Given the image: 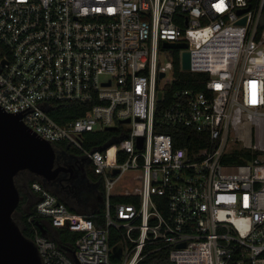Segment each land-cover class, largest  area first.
Returning <instances> with one entry per match:
<instances>
[{
	"label": "built area",
	"instance_id": "built-area-1",
	"mask_svg": "<svg viewBox=\"0 0 264 264\" xmlns=\"http://www.w3.org/2000/svg\"><path fill=\"white\" fill-rule=\"evenodd\" d=\"M164 42L186 47L161 62ZM175 52L179 72L204 87L173 90L165 105L185 81ZM0 85L7 112L30 107L24 124L72 146L104 187L100 227L32 183L27 221L42 264H110L111 229L123 231L122 264L153 243L174 264H264V0H0ZM65 103L89 109L60 123L51 112ZM169 126L198 135L178 146L184 134L155 131ZM101 132L113 135L88 148L87 134ZM237 148L260 153L225 162ZM51 228L80 236L66 248Z\"/></svg>",
	"mask_w": 264,
	"mask_h": 264
},
{
	"label": "water",
	"instance_id": "water-1",
	"mask_svg": "<svg viewBox=\"0 0 264 264\" xmlns=\"http://www.w3.org/2000/svg\"><path fill=\"white\" fill-rule=\"evenodd\" d=\"M244 22L245 19L240 21ZM164 47L185 48L186 44L164 42ZM182 67L185 70L190 68L188 51L183 53ZM163 75L161 73L160 77ZM28 108L30 107L10 113L0 105V264H42L35 245L24 236L13 219V213L17 210L21 197L14 179L20 171L27 170L50 181L59 172V169L53 168L55 160L53 145L22 121V117L28 112L24 115L21 112ZM31 111L34 110L29 112ZM125 122H129V119ZM142 141L143 138H138L140 148ZM114 142L117 141H111L105 147ZM38 225L41 232L45 233L43 226L39 223ZM113 255L121 257L120 245L113 246Z\"/></svg>",
	"mask_w": 264,
	"mask_h": 264
},
{
	"label": "trees",
	"instance_id": "trees-1",
	"mask_svg": "<svg viewBox=\"0 0 264 264\" xmlns=\"http://www.w3.org/2000/svg\"><path fill=\"white\" fill-rule=\"evenodd\" d=\"M175 53H176V58H175L174 68L177 71L179 77H181L185 81H180V82L176 81L167 88V92L165 93V96H166L165 105L171 102L172 100L171 93L173 90L180 89V88H194L195 90H202L204 87L202 84H194V85L191 84L190 83V80L192 77L191 74L179 72V68H180L179 56H178V52H175ZM161 107L163 106L160 105L159 109H161ZM88 109H89L88 105L79 104V103L56 104L54 109L51 112V116L55 118L58 122L63 123L66 120H72L78 116L83 115ZM155 131L170 133L176 136V139L178 138V135L184 134L183 140L180 142L177 141L178 146H184L187 143H190L192 138L198 135L196 132L192 130L184 129L182 127H173V126L164 127V128H161L160 130H155ZM112 135L113 133L111 132L89 133L86 136L85 145L88 148H92L96 145L100 146L104 142L108 141ZM54 145H65V143L58 142V143H55ZM259 153L260 152H257V151L254 152L247 148H237L231 153L230 156L226 157L224 161L228 163H232V164H246V163L251 162ZM21 172L23 171H20L18 174H20ZM90 176H91V179L93 178L94 180L93 184L96 185V183L99 181V176L94 173L92 168L90 170ZM35 181L37 180L36 179L29 180L28 184L30 188L32 187V183H34ZM96 187L101 192V198L103 199V193H104L103 184L101 182L97 183ZM45 188L49 190L51 193L55 194L68 207H71V206L67 203V201H71V202L75 201V198H74L75 192H71L69 193V195H65L62 192L55 190L48 185H45ZM19 193H20V196H22L20 190H19ZM37 201L32 206L31 212L33 211V207L35 206ZM95 202L97 204L94 205V207L89 213H82V212L81 213L86 214V215H92V218L95 219L97 226L104 227L105 224H104V219H103V213H104L103 203H99V200H95ZM19 204H21V202ZM71 210L73 212L77 211L72 207H71ZM29 214L30 213H26V212L21 213V219H20L21 224L19 225V227L21 231L23 232L24 236L30 240L31 239L30 224L27 221ZM22 226H24V228ZM121 232L115 229H111L110 243L112 246H115L120 243ZM133 234L134 236L137 237L138 232L135 231ZM79 236H80V233L70 231L68 228L57 229V240L59 241L61 246L66 247V248L73 246L76 240L79 238ZM110 264H122V261L120 258L116 257L115 255H112ZM137 264H174V263L170 261L168 248L162 247L157 243H153V244H147L144 247L143 258Z\"/></svg>",
	"mask_w": 264,
	"mask_h": 264
},
{
	"label": "flooded vegetation",
	"instance_id": "flooded-vegetation-1",
	"mask_svg": "<svg viewBox=\"0 0 264 264\" xmlns=\"http://www.w3.org/2000/svg\"><path fill=\"white\" fill-rule=\"evenodd\" d=\"M53 148L55 151L53 168L59 169L57 176L53 180L48 181L25 170L15 176V184L18 190L21 191L22 188L29 190V180L36 179L42 184L43 187H45V185H48L65 195H69V193L75 192L76 189L79 188V185L83 183L85 179L88 180L87 176L90 174L91 165L83 156H81L72 146L67 144L53 145ZM94 187L95 190L93 192V200H100L101 192L97 189L96 186ZM17 219L20 225L21 216Z\"/></svg>",
	"mask_w": 264,
	"mask_h": 264
},
{
	"label": "rangeland",
	"instance_id": "rangeland-1",
	"mask_svg": "<svg viewBox=\"0 0 264 264\" xmlns=\"http://www.w3.org/2000/svg\"><path fill=\"white\" fill-rule=\"evenodd\" d=\"M172 51L173 50L171 48L162 47L159 53V61L166 62L168 55ZM174 78H175V74L173 73V71H168L166 79H164L162 82L167 81L168 79L173 80ZM122 128L123 130H128L130 126L122 125ZM245 143H248V139H245ZM90 177L91 176L89 174L87 176L88 180L90 182H94L93 178L91 179ZM88 180L85 179L84 182L79 185V188L76 189L75 197H74L75 201L74 202L67 201V203L72 208L82 213H89L94 207V205L97 204L95 200H93L94 198L93 192L95 190L94 184L90 183ZM21 194H22V196L20 197L21 204L18 206L17 210L13 213V219L18 226H19V222L17 218L21 216L22 212L28 213L38 199V195L35 194L31 190V188L29 190L22 188ZM99 202H101V200ZM47 235L57 240V229L51 228Z\"/></svg>",
	"mask_w": 264,
	"mask_h": 264
},
{
	"label": "crops",
	"instance_id": "crops-1",
	"mask_svg": "<svg viewBox=\"0 0 264 264\" xmlns=\"http://www.w3.org/2000/svg\"><path fill=\"white\" fill-rule=\"evenodd\" d=\"M94 186H96V185L94 184ZM100 200H101V202H99V203H102V198ZM69 208L71 209V207H69ZM33 209H34V207H33ZM30 212H31V210L28 213H30ZM76 213H81V212L76 211Z\"/></svg>",
	"mask_w": 264,
	"mask_h": 264
}]
</instances>
